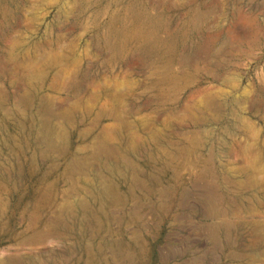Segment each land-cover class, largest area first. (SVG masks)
<instances>
[{
    "label": "rangeland",
    "instance_id": "1",
    "mask_svg": "<svg viewBox=\"0 0 264 264\" xmlns=\"http://www.w3.org/2000/svg\"><path fill=\"white\" fill-rule=\"evenodd\" d=\"M0 264H264V0H0Z\"/></svg>",
    "mask_w": 264,
    "mask_h": 264
},
{
    "label": "bare ground",
    "instance_id": "2",
    "mask_svg": "<svg viewBox=\"0 0 264 264\" xmlns=\"http://www.w3.org/2000/svg\"><path fill=\"white\" fill-rule=\"evenodd\" d=\"M83 225H84L83 222H79V221H78V222L76 223V226H79L80 228H81ZM80 230H81V229H80ZM90 245H91V244H90Z\"/></svg>",
    "mask_w": 264,
    "mask_h": 264
}]
</instances>
